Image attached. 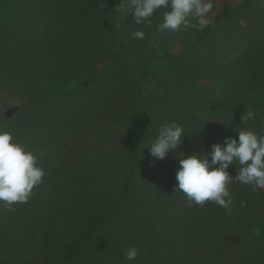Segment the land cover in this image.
<instances>
[{
  "label": "rangeland",
  "instance_id": "obj_1",
  "mask_svg": "<svg viewBox=\"0 0 264 264\" xmlns=\"http://www.w3.org/2000/svg\"><path fill=\"white\" fill-rule=\"evenodd\" d=\"M210 2L207 26L163 34L165 9L139 25L115 10L128 52L148 58L140 81L105 0H0V131L45 171L27 203L0 202V264H264V190L229 185L230 213L211 201L189 207L176 191L181 156L240 130L264 135V0ZM248 110L255 117L242 121ZM225 120L228 135L202 125ZM171 122L184 128L181 146L152 157ZM130 246L136 260L125 258Z\"/></svg>",
  "mask_w": 264,
  "mask_h": 264
},
{
  "label": "clouds",
  "instance_id": "obj_2",
  "mask_svg": "<svg viewBox=\"0 0 264 264\" xmlns=\"http://www.w3.org/2000/svg\"><path fill=\"white\" fill-rule=\"evenodd\" d=\"M103 7H106L103 4ZM212 8L210 0H122L115 10L125 17L134 14V23L143 21L151 24V17L160 9L162 22L156 25V31L187 30L190 27H205L210 21L205 17ZM168 9H171L170 11ZM196 20L198 24H193ZM133 37L143 39V31L133 32ZM255 113L244 112L242 121L253 119ZM185 135L184 128L177 122L160 126L158 136L149 146L154 158L163 160L169 152L177 150ZM210 153L179 158L180 167L176 172L178 182L176 191L185 194L188 206H203L211 201L224 207L229 213L234 201L229 185L238 182L250 185L253 192L264 190V135L250 130H240L238 140L226 137L223 144L213 143ZM238 163L239 171L233 177L227 169ZM45 171L38 166L37 156L26 145L14 142L8 131H0V202L9 211L13 205L27 203L35 186L43 182ZM241 206H245L243 203ZM137 249L130 246L125 250L127 260H136Z\"/></svg>",
  "mask_w": 264,
  "mask_h": 264
},
{
  "label": "trees",
  "instance_id": "obj_3",
  "mask_svg": "<svg viewBox=\"0 0 264 264\" xmlns=\"http://www.w3.org/2000/svg\"><path fill=\"white\" fill-rule=\"evenodd\" d=\"M247 2L250 0H246ZM105 13H106V17L109 23V29L110 32L112 34V36L116 39L118 46H119V53L122 57H124L125 60H127L128 62L131 63V65L136 69V71L139 74V78L140 81H144L145 79H147L148 77L151 76V71L149 68H147V61L148 58H139L136 57L134 55H132L130 52H128L127 48H126V44L124 43V41L120 38V34L118 31V27H117V14L115 11V7H116V1L115 0H105ZM229 12V10H224V14H227ZM217 19H214L212 21V23H215ZM165 58L169 57V56H163ZM158 86L161 87V89L165 92L166 95L171 96V92L170 90L166 87L165 83L162 81H157ZM143 97V95H142ZM184 105V104H183ZM260 107H264V102L261 103L259 105ZM184 107L188 108L189 114L192 115V117L194 119H196V114L195 111L193 110L192 107L185 105ZM255 112V111H253ZM234 123L230 122L229 120H225L222 124H216V123H211V124H202L205 131L207 132H212V133H221L224 135H228L225 134L226 129L230 128V126L232 127ZM125 190H124V194L128 195V190H129V180L127 179V181L125 182Z\"/></svg>",
  "mask_w": 264,
  "mask_h": 264
}]
</instances>
